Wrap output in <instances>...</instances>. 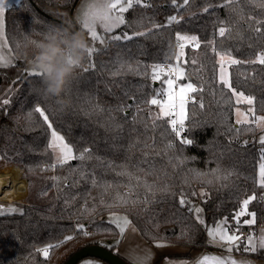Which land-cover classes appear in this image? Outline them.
<instances>
[{"label":"trees","instance_id":"1","mask_svg":"<svg viewBox=\"0 0 264 264\" xmlns=\"http://www.w3.org/2000/svg\"><path fill=\"white\" fill-rule=\"evenodd\" d=\"M79 2L19 0L5 11L15 63L0 67V101H9L0 103V159L4 167L24 171L29 192L34 179L42 182L43 175H51L40 195L52 192L55 207L26 201L0 214V264H65L89 246L129 262L117 251L122 234L107 220L118 212L149 244L186 248L176 255L183 258L195 249H219L208 243L207 227L225 218L240 231L264 223L259 131L255 122L236 126V99L218 82L216 55L224 52L240 61L230 69L232 86L253 98L254 117L264 115V64L252 63L264 54V0H188L187 5L183 0H143L147 6L133 0L121 26L109 33L131 39H111L87 53L63 91L54 95L59 70L82 55L72 35L86 33L75 17ZM170 17L178 22L169 24ZM177 34L199 42L198 48L186 43L179 62L184 71L179 83L197 88L190 93L194 99L187 103L181 133L190 144L171 131L170 117H154L156 105L148 103L162 86L153 80L152 67L178 63ZM45 54L51 59L40 62ZM31 61L51 69L29 75L25 68ZM37 106L72 146L74 158L57 160L48 146L51 130L34 111ZM253 195L237 226L234 214ZM198 205L206 227L195 214ZM251 213L253 223H244ZM235 252L264 261L262 250Z\"/></svg>","mask_w":264,"mask_h":264},{"label":"snow or ice","instance_id":"2","mask_svg":"<svg viewBox=\"0 0 264 264\" xmlns=\"http://www.w3.org/2000/svg\"><path fill=\"white\" fill-rule=\"evenodd\" d=\"M232 0H225V4L231 3ZM135 3L137 4H142L143 5V0H135ZM173 4H176V0H173ZM188 0H183V5H187ZM10 3L8 0H0V17L3 16L4 12L10 7ZM133 6V0H109L108 3L99 6V8H94V10L90 11L87 14V18L85 20V27L89 28V31L91 32L92 38L94 40L99 39L97 36L96 32L92 29L91 24L95 22V20L99 19L101 22H105L104 26L106 30H111L112 27L115 26L117 23L122 22L121 17H116L115 20H113L109 13L111 10L116 9L118 12L122 13L127 11L128 8H131ZM147 6V5H143ZM207 11V9H205ZM172 22H178L176 17H170L168 20V23L171 24ZM157 27H160L157 25ZM259 31V29H257ZM144 33H137V35H143ZM226 34V29L221 27L219 28V35L221 37H224ZM114 40H121V36H114ZM123 39H131L130 36L125 34ZM177 42L179 45L180 51L175 54L177 64L176 65H170L169 68L172 71H175L177 73V78H182L184 76V71L180 68L179 62L181 57L184 55L183 49L186 46V43L192 42L194 47L198 48L199 47V42L196 37H189V36H184L177 34ZM94 49H88L89 55L93 53ZM215 51V49H213ZM216 55L219 56V83L222 84L225 88H227L229 91L232 92L234 96L237 97V102H239L240 99H245L249 105L253 104V98L252 97H245L242 92H237L230 81L229 74L225 70V56L227 53L224 52H217ZM4 62V57L0 56V63ZM184 63H187V61H184ZM195 63V61H193ZM228 64H238L240 61L236 59L230 58L227 61ZM252 63H260L264 64V54H261L260 56L257 57L256 60H253ZM164 73V67L161 65H154L153 66V74L152 78L153 80H158L160 76ZM29 75H41L39 72H30ZM166 84V89H161L156 92V96L152 98L148 103L152 105H156L160 108V113L157 117V119L161 117H170V119L167 121L168 125L171 127V131L175 134L177 138L181 137V133L184 130V123L186 117V112H185V94L186 92H195L197 91V88L193 86V84L188 83L186 85H181L179 87V105L177 106L176 103V95L174 91V81L172 79H167L165 82ZM202 91V89H200ZM166 96L167 100L161 99L160 97ZM194 99V98H193ZM0 103L7 104L9 101L7 99L0 101ZM199 106L201 108L204 107L203 101L199 102ZM179 108V112H176V108ZM34 111L36 113H39V116L43 119L44 124L47 125V128L51 130V141L49 143V148H52L54 150L59 149V155H58V160L60 163L66 162L70 158H74L72 156V148L64 142V138L57 133V131L53 128L52 123L49 120L48 115H46L45 111L37 106ZM178 117V119H177ZM264 120V118H258ZM247 123V121H244ZM237 123H241L240 120H237ZM262 145H264V137H261L259 141ZM181 143H187L190 144L191 141L187 139H182ZM85 152L88 151V149L84 150ZM80 159H84L83 154L81 155ZM261 160L264 161V150H262L261 154ZM259 176H260V184L262 187H264V162L260 163L259 165ZM255 199V196L248 197L243 200L242 206L238 212H236L233 216V220L235 221L236 225L239 226L241 221L240 217L246 214V210L248 208V205L251 200ZM181 204L184 203V200L181 199ZM199 210H197L198 212ZM252 216L251 220L244 221L246 224H251L254 221V213L249 214ZM197 219H200L199 216H197ZM119 226V225H118ZM123 231V229H121ZM238 230V227H237ZM208 235L212 237L213 239L216 238L217 234H219L220 239L222 241H225L227 243H233L235 242L239 237L235 235H230L228 232V219L225 218L223 222L218 223L214 228H208ZM71 239V237H69ZM249 243H251V237H249ZM43 254L45 256L48 255L47 249L44 250ZM208 259L209 258H204V261H202V264H208Z\"/></svg>","mask_w":264,"mask_h":264},{"label":"rangeland","instance_id":"3","mask_svg":"<svg viewBox=\"0 0 264 264\" xmlns=\"http://www.w3.org/2000/svg\"><path fill=\"white\" fill-rule=\"evenodd\" d=\"M18 1L19 0H8L10 5L13 3H17ZM108 2H109V0H81L79 3L80 6L79 7L77 6L78 8H76V10H75V17H76L77 21L79 22L80 27H82L86 31V33H79V34H81L83 36V38L86 40V42L88 44V49H94V51H95L97 49L104 48L107 45L108 41L113 39L114 36H121L119 34H116L114 36L108 34V33L113 32L114 30H116L123 23V13L124 12L120 13L116 9L111 10L109 15L113 20H115L116 17H121L122 22L115 24V26L112 27L111 30H106L105 26H104L105 22H101L99 19L95 20V22L91 24L92 29L96 32L99 39L94 40L92 38L91 32L89 31V28L85 27V20L87 18V14L90 11L94 10V8H99V6H102ZM4 16H5V12H4L3 16L0 17V56L4 57V62L0 63V67L6 68L9 66H12L15 63V58H14V56H13V54H12L8 44H7L6 34H5ZM121 37L123 39V36H121ZM230 58L235 59V58L227 56V55L225 56V70L229 74V78H230V69H231V66L233 65V64L227 63V61ZM219 60H220V58H219ZM37 65H39V67H37ZM50 69H51V66L49 64L39 63L37 61H31L27 64L25 71L27 73H30V72L45 73V72H49ZM152 70H153V67H152ZM167 79H169V77L165 73H163L160 76V78L158 80H156V81H159V80L162 81V86H161L160 90L166 89V84L164 82ZM186 84H188V83H184V82H181L179 84H176V82L174 83V91H175V95H176L177 106L179 105V95H180L179 87L181 85H186ZM190 93L191 92H186V94H185V112H186V114H187V111H186L187 110V95ZM244 96L250 97V96H247L245 94H244ZM235 99H236V107H235L236 126L245 123L244 121H247V123L255 122L257 125V128H258V131H259V133L256 137V141H257L258 145L261 147V150H264V145H262L259 142L261 137H264V120L258 119V118H264V115L254 117V109H253L252 104L249 105L245 99H240L239 102H237L236 96H235ZM166 100H167V97H166ZM156 107H157V109H156ZM154 110L155 111H152L153 116L156 117L160 113V108L158 106H155ZM177 112H179V108H178ZM237 120H240L241 123L238 124ZM57 133L59 135H61L59 132H57ZM50 141H51V136H50ZM64 142L67 143L65 141V139H64ZM69 146L72 148L71 145H69ZM53 151H54L55 156L58 160L59 149H56V150L53 149ZM72 156L74 157L73 148H72ZM70 159H72V158H70ZM16 168L20 170L21 178H20L18 185L14 188V191L10 197V200H9V201L13 200L12 201L13 203L10 205L7 200L0 199V214L5 213V212L6 213L7 212H14L20 208L19 207L20 204H24L26 201H29V202L34 203V204L39 205V206H45L47 209H54V207H55V196H54V194L52 192H49L45 196L40 195V190L42 188L41 185H43V186L49 185L52 182V176L49 174L43 175L42 177H44L45 180L42 182H37V180L34 179L32 186H31V189H30V192H29L28 181L24 177V171L21 168L16 167V166L4 167V163L0 159V174L1 173L7 174ZM7 169H10V170H8L6 172H1L3 170H7ZM29 193H30V197L28 198ZM6 203H8V204H6ZM6 208H12V211H6ZM197 210H199V211L197 212ZM247 212L248 211L246 210V214H247ZM195 214H196V216H199L200 219H198V221L201 223V225L206 227L207 224H206L205 214H204V210L201 206L198 205L195 208ZM246 214L241 216V217L246 216ZM114 218L116 219L117 223H115L113 221ZM107 220L111 223L113 222L114 224H116L117 228L121 232H125V228L129 225V223H131L128 216L125 213H119V212L118 213H112V214L108 215ZM223 221L224 220L220 221V223ZM215 226H209V227H207V229L208 228H214ZM229 226H231V225L228 222V227ZM121 229H123V231ZM217 236H218V238H220L219 234H217Z\"/></svg>","mask_w":264,"mask_h":264},{"label":"crops","instance_id":"4","mask_svg":"<svg viewBox=\"0 0 264 264\" xmlns=\"http://www.w3.org/2000/svg\"><path fill=\"white\" fill-rule=\"evenodd\" d=\"M79 6L80 4L78 5V7ZM124 14L125 12L123 13V20H124ZM9 210H12V208H6V211ZM113 221L117 223L115 218ZM228 232L230 235H233L230 233V226L228 227ZM120 233L122 234V241L119 243L117 247V251L121 256H123L126 260H128L132 264H155L159 260H160L159 264H202V261H204V258L206 257L209 258L208 264H264V261L262 260H257L250 256L236 253L235 249L231 246L229 247L220 246L218 242H223V243H227V242L222 241L220 238H218V236H216V238L213 239L208 235V239H211V241H208V243L215 248H219L220 250L195 249L191 251L190 257L183 258V257H176V255L187 252L186 248L179 246L161 245V244L151 245L141 236L138 229L132 223H129V225L125 228V232L120 231ZM249 237H252L251 243H249ZM227 244H231V243H227ZM246 248L248 252H254L256 250L264 251V227L257 228L252 233H250L246 241ZM78 264H107V263L98 258H86Z\"/></svg>","mask_w":264,"mask_h":264},{"label":"clouds","instance_id":"5","mask_svg":"<svg viewBox=\"0 0 264 264\" xmlns=\"http://www.w3.org/2000/svg\"><path fill=\"white\" fill-rule=\"evenodd\" d=\"M56 31H59V30H56ZM72 35L74 37L73 39L74 47L79 49L82 55L78 59L72 61L69 64V66L64 67L59 70V72L57 73V77H56V87L53 90L54 95H57V93L59 95L63 91L64 85L68 81L67 78L70 76V74L73 71V67L75 66L76 68H79L88 53V44L86 40L83 38V36L79 33H73ZM51 51H56V49H51ZM48 59H51V57L46 54L42 55L40 57V62H43L44 60H48ZM37 67H39V65H37Z\"/></svg>","mask_w":264,"mask_h":264},{"label":"built area","instance_id":"6","mask_svg":"<svg viewBox=\"0 0 264 264\" xmlns=\"http://www.w3.org/2000/svg\"><path fill=\"white\" fill-rule=\"evenodd\" d=\"M193 45V44H192ZM170 65H176V63H165V64H161V66L164 67V73L172 80H174L176 82V84H179V79L177 78V73L175 71H172L169 66ZM161 99L165 100V96L160 97ZM193 98L191 96V94L187 95V103H189L190 101H192ZM176 112L178 111V108H176L175 110ZM178 119V117H177ZM185 126V123H184ZM181 139L184 138V136L181 134V137H179ZM9 204H12V201H8ZM6 203V204H8ZM264 227V223L259 224L258 226H251L246 230H237L236 228L230 227V233L239 237L235 242L231 243V244H227V243H223V242H218L220 246H224V247H233L236 251H242V250H246V241L248 236L250 235V233H252L255 229L257 228H263ZM208 241H211V239H208Z\"/></svg>","mask_w":264,"mask_h":264},{"label":"water","instance_id":"7","mask_svg":"<svg viewBox=\"0 0 264 264\" xmlns=\"http://www.w3.org/2000/svg\"><path fill=\"white\" fill-rule=\"evenodd\" d=\"M86 258H98L108 264H131L100 246H89L74 254L65 264H78Z\"/></svg>","mask_w":264,"mask_h":264},{"label":"bare ground","instance_id":"8","mask_svg":"<svg viewBox=\"0 0 264 264\" xmlns=\"http://www.w3.org/2000/svg\"><path fill=\"white\" fill-rule=\"evenodd\" d=\"M20 177V170L17 168L7 174H0V199H10L14 188L20 181Z\"/></svg>","mask_w":264,"mask_h":264}]
</instances>
